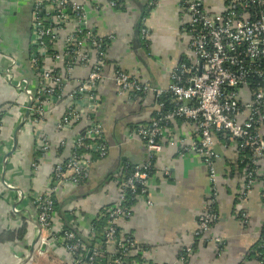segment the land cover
<instances>
[{"label": "built area", "instance_id": "obj_1", "mask_svg": "<svg viewBox=\"0 0 264 264\" xmlns=\"http://www.w3.org/2000/svg\"><path fill=\"white\" fill-rule=\"evenodd\" d=\"M178 1L191 31L190 58L171 71L166 89H158L120 70L105 73V50L112 37L97 36L82 4L75 0H34L27 62L34 91L26 79L15 84L28 101L33 98L24 125L39 127L52 113L60 111L55 130L79 131L68 154L55 162L45 189L31 197L38 225L37 255L58 245L70 255L73 264H160L150 259L120 224L131 218L136 203L151 206L147 200L148 180L155 157L162 151L161 142L174 145L172 123L177 120L189 123L197 132V141L183 152L201 159L208 172L210 193L195 231L173 264H187L195 247L218 221L215 137L241 156L244 181L239 198L246 199L257 187L264 199V0H221L224 11L220 14H210L205 0ZM108 4L119 7L117 1L109 0ZM141 33L146 38L147 31L142 29ZM14 67L15 61H9L2 75L9 84L14 79ZM80 70L85 75L75 78V72ZM104 81L113 82L120 97L140 103L152 98L156 111L149 123L133 127L127 134L128 140L144 147L146 160L116 178L118 199L98 213L83 237L75 223L70 229L58 224L55 197L62 187L85 183L93 163L108 156L109 146L96 119L99 88ZM65 145L62 141L61 147ZM37 149L39 156L31 164L32 172L49 151L41 135L37 136ZM165 175H169L168 171ZM3 185L6 190L17 191L4 181ZM21 194L18 190V199ZM12 211L18 213L16 207ZM238 217L242 226L249 222L244 213ZM30 258L27 256L22 264ZM263 261L257 253V264Z\"/></svg>", "mask_w": 264, "mask_h": 264}, {"label": "crops", "instance_id": "obj_2", "mask_svg": "<svg viewBox=\"0 0 264 264\" xmlns=\"http://www.w3.org/2000/svg\"><path fill=\"white\" fill-rule=\"evenodd\" d=\"M75 1L85 7L88 24L98 37H112L104 70L108 75L120 70L154 88L166 89L171 71L183 59L190 58L191 31L178 0H121L118 8L109 7V0ZM33 2L0 0V111H3L0 264H22L31 249L33 253L26 264H73L70 255L58 245L41 255L35 253L38 226L31 197L45 189L55 162L68 154L79 131L57 132L55 124L60 111H56L39 127L23 125L14 142V133L23 119L24 106L28 104L27 97L16 89L15 84L26 79L31 83V91L35 84L27 63L31 13L30 19H25ZM205 7L210 14L224 11L221 0H205ZM145 12L142 25L147 29V37L143 39L138 28ZM11 60L15 61V67L14 79L9 84L2 75ZM84 75V71L75 72V78ZM99 98L96 119L109 146L108 156L93 163L85 183L62 187L55 197L58 224L72 226L75 223L83 237L101 209L118 199L116 174L126 166L139 165L146 160L144 147L137 141L128 140L127 134L133 127L149 123L156 111L152 98L140 103L120 97L111 81L100 85ZM172 128L174 145L161 142L162 151L155 157L153 174L148 180L147 200L151 206L145 202L136 203L131 218L120 224L149 258L160 264L175 262L182 246L195 231L210 193L208 172L201 159L194 153L183 152L197 141L195 128L182 120L173 121ZM38 135L46 139L49 151L38 169L32 172L31 164L39 156ZM62 141L66 143L63 147ZM13 147L14 153L4 160ZM214 152L219 185L215 204L218 221L204 241L195 247L187 264H257V254L253 256V253L264 228V200L257 187L246 199L239 198L244 165L241 156L227 148L220 137L214 138ZM3 181L15 186L22 193L21 198L18 199L17 191L6 190ZM13 207L18 213L12 211ZM241 213L249 219L245 226L239 223ZM260 247L264 258V239Z\"/></svg>", "mask_w": 264, "mask_h": 264}, {"label": "trees", "instance_id": "obj_3", "mask_svg": "<svg viewBox=\"0 0 264 264\" xmlns=\"http://www.w3.org/2000/svg\"><path fill=\"white\" fill-rule=\"evenodd\" d=\"M113 1H117L118 2V4H120V1L121 0H113ZM118 8V7H117ZM146 13L147 12H145L142 16H141V19H140V21H141V26H139V32H140V35L142 36V33H141V31H142V29H145L146 31H147V29L142 25V23H143V20H144V18H145V16H146ZM139 21V22H140ZM147 37V36H146ZM107 39V38H106ZM143 39H146V38H143ZM109 42L110 41H107V45H106V55H107V47H108V44H109ZM105 43H106V41H105ZM30 46V45H29ZM28 58H29V48H28V52H27V62H28ZM186 60H188V58H185V59H183L182 61H186ZM106 139V138H105ZM243 154V153H242ZM244 165V164H243ZM133 166H126V167H124V168H122L120 171H119V173H117L116 175H117V177L119 176V175H121L122 174V172L124 171V170H130L131 168H132ZM115 178V177H114ZM113 178V179H114ZM263 178H264V175H263ZM116 181V180H115ZM264 200V199H263ZM56 205L57 204H55V209H56ZM107 207H109V206H107ZM106 207V208H107ZM105 208H102L101 209V211L99 212V213H102L103 212V210H104ZM56 218H57V221H58V216H57V212H56ZM95 222V219L93 220V222L92 223H94ZM59 223V222H58ZM99 224V223H98ZM66 229H70V226H64ZM121 230H122V228H121ZM80 236V235H79ZM263 234L261 235V240L259 241V244H257V247H254V253H253V256L254 255H256L257 253H259V254H261L262 255V248H260L259 246L261 245V243H262V240L264 239L263 238ZM86 244L88 245V243L86 242Z\"/></svg>", "mask_w": 264, "mask_h": 264}, {"label": "water", "instance_id": "obj_4", "mask_svg": "<svg viewBox=\"0 0 264 264\" xmlns=\"http://www.w3.org/2000/svg\"><path fill=\"white\" fill-rule=\"evenodd\" d=\"M32 97L29 99V101H28V104H27V107H26V109H25V113H24V116H23V120L20 122V124L18 125V127L16 128V131H15V133H14V142L16 141V136H17V132H18V130L24 125V123L27 121V119H28V115H29V108H30V106H31V104H32ZM14 150H15V147H13L10 151H8L7 152V154L4 156V160H7V158H8V156H10L13 152H14ZM38 226V225H37ZM36 242H37V239H36ZM32 253H33V249H31V251L29 252V256L31 257V255H32ZM29 257V258H30ZM88 257H89V253L87 254V256H86V260L88 259Z\"/></svg>", "mask_w": 264, "mask_h": 264}, {"label": "flooded vegetation", "instance_id": "obj_5", "mask_svg": "<svg viewBox=\"0 0 264 264\" xmlns=\"http://www.w3.org/2000/svg\"><path fill=\"white\" fill-rule=\"evenodd\" d=\"M32 6H33V5H32ZM32 8H33V7H32ZM32 8H31V10L28 12L29 14L27 13V16L25 17V19H28V18L30 19V13L32 12Z\"/></svg>", "mask_w": 264, "mask_h": 264}]
</instances>
